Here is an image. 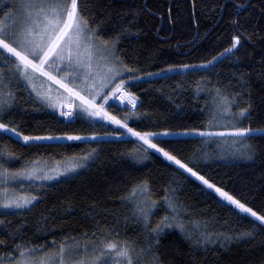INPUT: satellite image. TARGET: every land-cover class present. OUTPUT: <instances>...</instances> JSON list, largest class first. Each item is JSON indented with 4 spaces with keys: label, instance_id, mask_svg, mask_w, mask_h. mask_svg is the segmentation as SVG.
Segmentation results:
<instances>
[{
    "label": "trees",
    "instance_id": "16d2710c",
    "mask_svg": "<svg viewBox=\"0 0 264 264\" xmlns=\"http://www.w3.org/2000/svg\"><path fill=\"white\" fill-rule=\"evenodd\" d=\"M15 3L18 0H0V17ZM80 7L92 26L100 29L103 39L122 35L117 55L138 69L136 75L141 78L131 81L128 90L138 97L136 110L142 119L130 120V126L153 131L199 127L207 121L209 108H214L211 93L215 86L229 96L241 94L234 110L251 104L245 126L264 127V0H80ZM233 36L240 37L237 48L214 62L210 70L161 72L169 65L211 60L231 47ZM148 72L161 75H144ZM198 83L204 90H196ZM14 91L17 101L3 116L4 122L11 121L26 135L67 134L85 139L34 141L33 145H40L35 147L25 146L11 133L0 132V150L15 157L0 156L4 167L16 170L32 166V161L61 162L92 149L96 152L75 173L24 187L26 195L38 196L34 207L0 209V220L5 221L0 224V239L5 241L0 245V255L6 256L12 249L14 241L9 233L17 229L23 236L15 242L51 247L53 239L58 244L65 236L81 239L87 233L91 238L93 233L99 236L115 228L120 240L138 241L137 247L143 246L142 225L132 217V205L121 199L142 180L149 182L152 198L158 203L166 187L176 188L188 215L213 221L215 231L253 228L254 218H242L238 210L158 153L150 151V158L140 162L131 158L128 153L139 147L134 137L105 135L123 129L83 115L66 120L42 106L22 83ZM127 111V107L110 102L109 112L117 118ZM158 139L217 186L264 213V138L249 141L255 148L253 160L241 154L234 157L214 143L202 146L196 137ZM163 215L161 207L152 217L153 226ZM255 224L260 227L259 222ZM110 238H116V233ZM157 252L162 264H264V230L253 238L223 248L212 245L204 251L193 248L178 230L166 229Z\"/></svg>",
    "mask_w": 264,
    "mask_h": 264
},
{
    "label": "snow or ice",
    "instance_id": "6c2138e0",
    "mask_svg": "<svg viewBox=\"0 0 264 264\" xmlns=\"http://www.w3.org/2000/svg\"><path fill=\"white\" fill-rule=\"evenodd\" d=\"M238 7H243L239 5ZM9 10L0 17V132L11 133L25 146L34 141L67 139L69 141L85 139L78 135H26L11 121L4 122L3 116L9 113L17 101L14 89L23 82L35 98L42 104L59 111L66 120L79 116L106 121L124 131H114L105 135L117 138L134 137L139 147H133L128 155L140 162L149 159L150 151L161 155L164 160L176 165L184 173L200 181L231 209L238 210L242 218H254L253 228L241 232L215 231L213 221L192 218L188 207L176 196L177 189L166 187L161 202L152 198V191L147 180L134 184L127 195L121 197L126 204H131V215L142 225L144 245L137 247L138 241L120 240L115 228H108L97 236L87 233L81 239L65 236L58 244L55 239L51 247L45 244L32 245L30 242H15L23 233L17 229L9 233L14 243L6 256L0 255V264H162L158 255L160 236L166 229H175L193 248L207 251L209 246L219 244L226 247L233 242L253 238L258 231L264 230V213L253 210L246 202L230 194L223 186L206 178L195 165L178 158L174 152L164 146L159 137H196L202 146L210 143L224 152L235 148L243 158L253 160L255 148L249 143L259 136L264 138V127L245 126L250 117L251 104L234 110L240 93L229 96L219 87H214L213 104L209 108L208 119L199 127L183 128L173 131L164 128L160 131L137 130L129 124L130 120L142 119L138 107V97L128 90L138 69L124 62L117 55L118 43L123 38L118 34L112 39H103L100 29L92 26L80 7V0H18L8 6ZM2 11V9H0ZM232 45L219 56L197 65H169L161 72H173L176 69L204 68L211 69L214 62L226 54H231L240 43L239 36H233ZM4 69H7L5 71ZM148 76H160V72L144 73ZM198 92L204 90L197 84ZM211 91V90H210ZM119 101L121 106L131 105L122 118L109 112L110 102ZM91 139H96L93 135ZM96 149L90 153L68 158L66 164L55 169L37 166L10 170L0 164V208L28 209L34 207L38 196L17 193L9 188L10 182L20 180L51 181L61 176L75 173L84 167V162L91 159ZM200 155L206 153L200 152ZM13 159V153L0 150V156ZM196 158V154H194ZM23 187V185H21ZM163 207L165 215L153 226L152 217ZM129 217H125L128 220ZM255 222H259V228ZM5 221L0 220V224ZM226 226V223H225ZM116 233V238H110ZM5 241L0 239V245Z\"/></svg>",
    "mask_w": 264,
    "mask_h": 264
},
{
    "label": "rangeland",
    "instance_id": "374dc122",
    "mask_svg": "<svg viewBox=\"0 0 264 264\" xmlns=\"http://www.w3.org/2000/svg\"><path fill=\"white\" fill-rule=\"evenodd\" d=\"M21 83H22V84L26 87V89L29 90V92L31 93V89H28L27 86H26L23 82H21ZM31 94H32V93H31ZM32 95L35 97L34 94H32ZM36 100H37V99H36ZM37 101H38L42 106L47 107V108H49L50 110L59 113L58 110L53 109V108H50V107H48L46 104H42L39 100H37ZM228 152L230 153V155H232V156H234V157H237V156L240 155L239 153H236L235 155L233 154V153L235 152V148H230ZM67 161H68V160L61 161V162H59V161L49 162V161H47V160H41V161H38V162H37V166L43 167V168H45V170H48V169H55V168H57V166L62 167L64 164L67 163ZM32 166H33V165H32ZM32 166H30V167H32ZM78 170H79V169H78ZM71 174H72V173H71ZM68 175H70V174H68ZM68 175H64V176H68ZM61 177H63V176H61ZM59 178H60V177H59ZM44 182H50V181L20 180V181L10 182V183L7 185V187H9V188H14V189H16L17 193H21V191H22V189H24V187L27 188L28 186L32 185L33 183H44ZM21 185H23V187H21ZM4 186H5V185H0V187H4ZM22 194H25V193H23V191H22ZM25 195H26V194H25ZM0 209H4V208H0ZM10 210H17V209H10ZM20 210H21V209H20Z\"/></svg>",
    "mask_w": 264,
    "mask_h": 264
},
{
    "label": "built area",
    "instance_id": "2783aa9c",
    "mask_svg": "<svg viewBox=\"0 0 264 264\" xmlns=\"http://www.w3.org/2000/svg\"><path fill=\"white\" fill-rule=\"evenodd\" d=\"M137 104H138V101H137ZM129 110H131V105H127L126 106Z\"/></svg>",
    "mask_w": 264,
    "mask_h": 264
},
{
    "label": "bare ground",
    "instance_id": "6f19581e",
    "mask_svg": "<svg viewBox=\"0 0 264 264\" xmlns=\"http://www.w3.org/2000/svg\"><path fill=\"white\" fill-rule=\"evenodd\" d=\"M117 103H119V101H116Z\"/></svg>",
    "mask_w": 264,
    "mask_h": 264
}]
</instances>
